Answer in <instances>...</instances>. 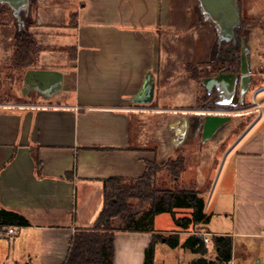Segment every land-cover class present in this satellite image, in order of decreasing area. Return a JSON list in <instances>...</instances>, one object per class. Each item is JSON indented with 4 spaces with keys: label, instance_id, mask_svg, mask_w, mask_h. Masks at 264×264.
<instances>
[{
    "label": "crops",
    "instance_id": "0c3cea01",
    "mask_svg": "<svg viewBox=\"0 0 264 264\" xmlns=\"http://www.w3.org/2000/svg\"><path fill=\"white\" fill-rule=\"evenodd\" d=\"M65 5L73 23L64 29L72 34L76 56L59 70L62 94L50 103L0 110V205L30 223L13 227L12 235L0 234V264H63L75 230L92 226L102 209L103 179H136L145 161L178 152L185 162L194 156L205 163L209 154L215 164L209 184L199 175V187L185 182L181 187L201 193L206 213L219 187L216 209L228 211L222 228H208L211 217L200 233L230 236L235 264H264V124L254 132L264 119V83L250 98L257 114L238 133L233 115L203 142L199 117L207 113L198 102L208 69L192 76L183 62L178 82L167 69L162 72L161 37L171 28V0H65ZM194 19L196 28L214 36L202 18ZM150 78L149 108L134 107L143 106L134 99ZM172 86L185 98L181 105H168L164 91ZM138 114L143 121L169 120L168 126L157 133L154 126L134 128ZM151 239V233L115 232L113 264H143ZM161 247L156 245L154 261Z\"/></svg>",
    "mask_w": 264,
    "mask_h": 264
},
{
    "label": "rangeland",
    "instance_id": "374dc122",
    "mask_svg": "<svg viewBox=\"0 0 264 264\" xmlns=\"http://www.w3.org/2000/svg\"><path fill=\"white\" fill-rule=\"evenodd\" d=\"M257 1L262 4L264 0H252L250 8L254 11H261L256 5ZM65 0H33L27 15V33H17L16 25L13 22L10 11L7 8L0 7V110L18 108L23 104L35 102V98L28 100L24 95L23 77L25 71L28 69L39 70H63L70 66L72 60V34L66 32L64 26L73 23V14L68 16L67 8H65ZM253 11V10H252ZM201 18L198 12V8L195 0H171V28L168 34H163L161 37V51L165 56L163 62V69L169 71L174 78L175 82H178L181 78H177L181 74L183 62H187V65L196 66L194 68L195 76L199 77L202 72L199 68H205L204 61L210 54V47L213 45V37L207 31H202L200 28L194 26V17ZM69 22V23H68ZM208 24V23H206ZM209 25V24H208ZM212 28V27H211ZM246 31V43L248 46V56L251 71L254 72V81L252 82L248 92L246 102L242 106H236L233 112L226 110L225 108H218L215 110L217 113L211 112V114H224L228 116L234 115V123H238L234 127V133H238L249 120H251L256 114V108H253L252 98L253 93L261 88L264 83V22L252 23L250 25H244L243 32ZM69 34V35H68ZM19 38H26L33 42L31 49L30 63L21 68H15L13 65V52L15 48V42ZM215 41V40H214ZM215 46V44H214ZM239 57V48H235ZM235 51V52H236ZM171 70V71H170ZM176 79V80H175ZM172 88L164 91L169 106L181 105L184 101V96ZM203 91V89H201ZM179 93V94H178ZM205 95V94H204ZM61 96V97H65ZM181 96V98H180ZM200 96H203V92ZM263 93L259 94L257 100H262ZM37 99V98H36ZM149 108V105L134 106L136 108ZM199 107V106H198ZM199 109V108H197ZM250 109L251 113L248 117H243L242 114ZM264 111V107H260ZM208 112V110H205ZM232 114V115H231ZM140 114L134 115L132 118V126L134 128L140 124L149 129L154 126L157 131L165 130L168 126V121L152 120L150 121L146 117L143 120L138 119ZM172 116V115H171ZM244 120V121H243ZM264 124V119L258 123L254 132L260 130ZM144 128V129H145ZM150 146V145H149ZM207 161L205 163L199 159L190 158L185 162V170L179 178V184L182 186L184 182L190 187H199L197 182L199 175L203 177L206 185L209 184V180L212 178L215 170V164L210 162L209 154H206ZM173 158H160L154 160L157 164H162L167 160ZM194 158V160H193ZM186 160V159H185ZM192 160V161H191ZM224 179V173L221 180ZM158 181L162 182L165 187L171 185V179L166 173L158 174ZM229 182V180H228ZM215 192L212 197L211 206L208 214L212 217V220L208 228L217 230L222 228V222L224 221V215L228 211L223 209H216L218 201L216 195L219 192ZM226 188V186H225ZM144 207L135 206V210L144 209ZM228 207V206H226ZM185 215L184 213H178V216ZM211 219V218H210ZM154 229L156 232H163L167 230L175 229L173 232H180V240L186 237L188 234L199 233L198 228H191L189 231H183L176 226L172 218L167 213H161L154 218ZM162 249L157 251V255L153 264H186L189 257H192L187 251L181 247L170 248L164 243H159ZM207 258H213V250L209 247ZM239 264H247L242 261Z\"/></svg>",
    "mask_w": 264,
    "mask_h": 264
},
{
    "label": "trees",
    "instance_id": "16d2710c",
    "mask_svg": "<svg viewBox=\"0 0 264 264\" xmlns=\"http://www.w3.org/2000/svg\"><path fill=\"white\" fill-rule=\"evenodd\" d=\"M33 42L19 38L15 42L13 65L21 68L30 63ZM70 59L75 60L76 49L72 46ZM34 163L40 162L34 155ZM185 170V157L178 152L174 159L157 164L145 161L144 173L136 179L110 176L102 180L103 206L90 227L77 228L70 240L68 254L63 264H113V240L117 231L129 233H151L152 239L144 252L143 264H153L154 251L158 243L170 248L181 247L194 258L186 264H227L232 257V239L225 235H212L210 248L214 257L207 258L208 248L196 233L188 234L183 241L178 232H155L154 218L161 213L170 215L177 227L183 231L207 225L211 216L204 211L205 200L194 189H184L179 178ZM171 185L162 186L158 174L166 173ZM146 207L135 210V206ZM178 213L185 215L178 216ZM21 214L0 205V233L7 228L29 226Z\"/></svg>",
    "mask_w": 264,
    "mask_h": 264
},
{
    "label": "water",
    "instance_id": "95a60500",
    "mask_svg": "<svg viewBox=\"0 0 264 264\" xmlns=\"http://www.w3.org/2000/svg\"><path fill=\"white\" fill-rule=\"evenodd\" d=\"M33 0H0V7L7 8L16 25L17 33H27V15ZM200 17L208 23L215 34L217 47L225 43L239 46V70L234 73L219 72L213 77L204 78L201 83L209 91L212 86H218L226 93L227 102L224 106H242L245 102L250 84L253 81L249 64L246 38H240L238 30L241 27L240 7L238 0H195ZM25 87L23 95L42 104L50 103L62 94L63 73L59 70L28 69L23 77ZM37 98V99H36ZM153 98V82L151 78L145 83L140 94L134 99L138 104L147 105ZM238 99V100H237ZM232 116L224 114H206L200 119V136L203 142L210 140L217 132L227 126ZM234 123V127H235Z\"/></svg>",
    "mask_w": 264,
    "mask_h": 264
},
{
    "label": "flooded vegetation",
    "instance_id": "af4514ba",
    "mask_svg": "<svg viewBox=\"0 0 264 264\" xmlns=\"http://www.w3.org/2000/svg\"><path fill=\"white\" fill-rule=\"evenodd\" d=\"M251 1L252 0H238V4L240 7V16H241V27L238 30V35L240 38L246 37V33H245L246 31L243 32L244 25H250L256 22L258 23L264 22V1L262 4L260 3V1L256 2L257 3L256 5L258 6V8H260L261 11L259 10L254 11L253 8L252 11L250 8ZM213 37H216L215 34ZM213 43L215 44V42ZM236 48H239V46H237ZM235 51L236 49L234 48V43H225L219 47H217L216 45L213 47L212 45L210 47V54L206 59L207 61L210 62V63L207 62L205 67L208 69L207 77H213L217 75L219 72H225V73L238 72L240 62H239V57L236 56L237 51L236 52ZM205 68H203V70H205ZM188 71L189 73H191L192 76H195L196 70L193 68V66H188ZM251 75L254 81L255 74L253 71H251ZM202 89L204 90L205 95L203 94V96H200L198 105L201 106L202 109L208 110V112L206 111L207 114H211V112L217 113L215 110H217L220 106H221L220 108H225L226 110H230V112L234 111L235 107L227 106V105L224 106L219 104L222 102H227L228 100L231 99H227L226 93H223V91L220 90L218 86H212L208 91L206 86L203 85ZM246 95L244 102H246V98H247ZM179 153L182 154L181 152Z\"/></svg>",
    "mask_w": 264,
    "mask_h": 264
},
{
    "label": "built area",
    "instance_id": "2783aa9c",
    "mask_svg": "<svg viewBox=\"0 0 264 264\" xmlns=\"http://www.w3.org/2000/svg\"><path fill=\"white\" fill-rule=\"evenodd\" d=\"M14 233H15V231H14L13 228H7L6 230L1 232L0 234L8 236V235H12ZM197 235L202 238L203 243L205 244L206 247L210 246V238H209L210 234L208 235V234H205V233H197ZM227 264H235L232 257H231L230 261H228Z\"/></svg>",
    "mask_w": 264,
    "mask_h": 264
}]
</instances>
